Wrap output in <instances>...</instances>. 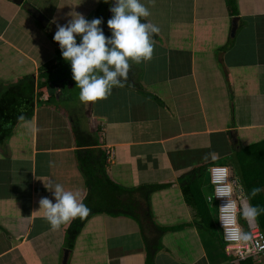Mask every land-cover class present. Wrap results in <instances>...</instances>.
Segmentation results:
<instances>
[{
	"label": "crops",
	"instance_id": "crops-1",
	"mask_svg": "<svg viewBox=\"0 0 264 264\" xmlns=\"http://www.w3.org/2000/svg\"><path fill=\"white\" fill-rule=\"evenodd\" d=\"M30 1L0 0V89L32 77L35 90L31 117L19 119L0 145V264H62L70 223L53 229L38 200L52 199L42 182L48 178L79 191L82 201L89 193L77 155L83 147L72 127L94 133V152L105 151L110 178L136 189L133 197L144 208L140 220L147 222V211L152 219L143 225L144 236L150 237L155 223L178 226L161 236L153 264H242L225 249L210 167L228 166L236 194L249 204L251 197L255 204L264 202V0H236L237 15L226 0H141L149 10L144 18L158 28L150 37L151 57L129 58L127 78L89 102L80 101L50 34L77 14L91 19L96 7L110 16L114 0ZM56 14L65 22H52ZM171 29L175 40L163 41L168 34L162 31ZM21 100L18 109L26 110ZM253 144L258 148L251 152L236 151ZM253 187L261 191L253 195ZM205 202L210 210L198 208ZM206 209L215 217L213 229L204 227ZM96 224L104 231L103 264H146L134 217L93 215L78 235L81 241L88 233L92 238ZM76 245L68 249L67 264H80L93 253ZM253 262L264 264V254Z\"/></svg>",
	"mask_w": 264,
	"mask_h": 264
},
{
	"label": "clouds",
	"instance_id": "clouds-1",
	"mask_svg": "<svg viewBox=\"0 0 264 264\" xmlns=\"http://www.w3.org/2000/svg\"><path fill=\"white\" fill-rule=\"evenodd\" d=\"M110 12L112 15L106 21L111 29L109 36H105L100 27L101 18L87 19L82 14H77L65 24H57L52 37L59 43L63 59L70 63L72 78L76 82L75 87L79 89V99L82 102L104 98L111 93L113 85H120L127 78L129 58L139 62L141 58L146 60L152 55L150 36L158 32V28L142 20L149 15V10L141 0H114ZM118 76L120 80L117 79ZM22 118L23 116L18 117ZM31 131L35 133L38 129L33 126ZM209 155L211 153L204 158ZM215 158L213 155L212 159ZM214 173L212 182L216 185L215 196H230L232 184L237 183V180L227 182L229 174L224 167L215 169ZM42 182L45 189L51 192L52 199L40 197L38 205L53 229L70 223L76 217L83 220L88 215L90 209L82 202L79 191L66 190L62 184L49 178ZM260 191L259 187L251 189L253 195ZM220 212V220L226 233L242 241L250 239L251 234L241 230L236 223L237 209L233 202L222 205ZM259 213L258 206L244 202L240 205L239 216L246 222L254 220Z\"/></svg>",
	"mask_w": 264,
	"mask_h": 264
},
{
	"label": "trees",
	"instance_id": "trees-1",
	"mask_svg": "<svg viewBox=\"0 0 264 264\" xmlns=\"http://www.w3.org/2000/svg\"><path fill=\"white\" fill-rule=\"evenodd\" d=\"M229 10L233 15H237V5L236 0H226ZM112 15V14H111ZM110 15V16H111ZM107 13L104 14V10L100 7H96L95 13L91 18L99 17L101 18V28H103V32L105 36L111 35V29L107 26L106 20L108 17ZM142 20L147 21L144 17ZM148 22V21H147ZM52 34V32H51ZM54 34V32H53ZM156 33H152L150 37L155 38L157 36ZM231 39V37H230ZM77 42H79V37H77ZM59 44V43H58ZM57 59H60L62 67L64 69H70V63L63 59L61 56V51H57L56 56ZM54 60L52 59V62ZM33 78L30 77V80L27 82L22 83V85H11V87H7L6 89H0V145L4 144L6 139L11 135L12 129L14 125L19 121L18 117H27L30 118L33 113V106L35 104V96H34V83ZM44 83L41 84L39 93H38V101L41 104L43 102V90L41 88ZM15 86V87H14ZM51 96H47L45 101H49ZM21 103H27L26 110L18 109L19 106V99ZM20 107V106H19ZM73 136L76 139V144L79 145L77 150L78 160L81 167V170L87 176L86 183L89 187V193L82 201L89 209L88 215L81 220L79 217L72 219L69 226L66 228V236L64 240V247L65 249H72L75 246L76 240L80 232L82 231L85 223L87 220L96 214H108L111 216H118V215H125V216H132L134 217L140 225L144 247H145V260L146 264H153L154 256L161 248L160 239L161 236L168 232L173 231V229H177L178 226H162L157 223L153 224V227L149 225L150 237L144 236L145 228L143 225L150 221L152 223V219L147 211V222L142 223L140 220V213L141 210L144 211L143 207L139 204L138 199H135L134 191L136 189H128L120 186L118 183L114 182L107 173V162L106 153L102 149H99L98 152H94L98 144L99 140L98 137L91 132H85L80 129H76L72 127ZM258 148L257 144H253L251 146L241 147L236 151L240 152H251ZM94 152V153H93ZM141 190V188H140ZM142 192V190H141ZM124 194V195H123ZM125 197L124 198H121ZM95 198L97 199V203H95ZM251 205L258 206L260 208V213L257 217H255L256 222L259 228L264 232V202L255 204V199L251 197ZM257 201V200H256ZM254 202V203H253ZM207 207H203V206ZM203 206H199L200 210L203 208H207L210 210L209 205L207 202L203 204ZM218 207V205H217ZM143 208V209H142ZM207 209L205 210L204 218L206 219V226L204 225L205 229H213V224L216 222L215 217H210V215H206ZM199 210V211H200ZM215 210V209H214ZM213 210V211H214ZM216 212V211H214ZM240 222L247 229V222L240 217ZM215 225V224H214ZM68 235V236H67ZM242 264H258L253 262L252 258H248L241 261Z\"/></svg>",
	"mask_w": 264,
	"mask_h": 264
},
{
	"label": "built area",
	"instance_id": "built-area-1",
	"mask_svg": "<svg viewBox=\"0 0 264 264\" xmlns=\"http://www.w3.org/2000/svg\"><path fill=\"white\" fill-rule=\"evenodd\" d=\"M219 167H224L228 171V178L227 182H231V176H230V171L228 166L223 165V164H214L210 167V178H211V183L213 185V197L217 201L218 205V220H219V226L221 228L222 232V237L225 241V249L228 254H234L235 256V261L239 262L248 258H253L256 259L260 255L264 254V232L259 228L256 220H252L250 222H247V232H249L250 239L247 241H242L239 239L234 238V236L229 235L228 233L225 232V229L222 227V221L220 220L221 212H220V207L229 201L233 202L236 206L237 212L235 214V220L236 223L239 225L241 230L246 231L242 223L240 222V216H239V210H240V205L242 202L246 203L245 199L241 195H237L235 190H234V184H232V192L230 196L227 197H221V196H215V187L216 185L213 184L212 178L214 176V170L219 168Z\"/></svg>",
	"mask_w": 264,
	"mask_h": 264
},
{
	"label": "rangeland",
	"instance_id": "rangeland-1",
	"mask_svg": "<svg viewBox=\"0 0 264 264\" xmlns=\"http://www.w3.org/2000/svg\"><path fill=\"white\" fill-rule=\"evenodd\" d=\"M31 1H38V0H31ZM30 1V2H31ZM105 1V0H104ZM39 7H41V5L39 6ZM67 10H68V7L67 6H65L64 8H62V11H66L67 12ZM76 10H74V9H72V12H70L69 14H71V13H74ZM157 11V10H156ZM108 14H109V11H108ZM63 16H60L59 14L57 15L56 14V16H52L51 17V21L52 22H57V21H62L63 23L65 22V17L64 18H62ZM90 18V15H87V19H89ZM170 20H168V22H169ZM160 31H162V30H160ZM166 32H163L162 31V33H164V35H166L167 36V34H168V37H166V38H164L163 39V41H171V40H175L174 38V35H175V33L176 32H174L172 29L170 30V33L169 32H167V30H165ZM43 32V34H45V35H47V31H42ZM49 33V32H48ZM53 33V32H52ZM166 33V34H165ZM51 35V37H50V43L52 44L53 43V45L55 46V48L57 49V50H59L60 51V48H59V46L57 45V44H55V42H54V40H53V35L54 34H50ZM239 40H240V37H239V35H237L235 38H233L232 39V42H233V44H235L236 46H237V42H239ZM249 40V39H248ZM57 42V41H56ZM46 51H48V49H46ZM49 52V51H48ZM258 56V55H257ZM256 56V57H257ZM51 65V62H47V64L45 65L46 67H49ZM57 82V81H56ZM245 83V82H244ZM243 84V83H242ZM241 83L239 84V86H241L242 85ZM69 92V91H68ZM73 102H74V100H72ZM72 101H70L69 103H73ZM97 225V228H95V229H93V231L95 232V233H93L92 234V238H90V235H89V233L86 235V237L87 238H89V239H86V240H83V241H81L80 240V236L78 237V239H77V245H76V247L78 246V247H80V249H84L83 247H86L87 249H93V253H90L89 255H88V257H84V258H82L81 260H82V262H80V264H91L92 262H91V259L96 263V264H103V258H102V255H101V252H102V248L104 247V244L102 243V241H103V234H104V231L102 230V228L100 227V226H98V224H96ZM90 232V230H86V231H83V232ZM65 236H66V231H65V234H64ZM68 236V235H67ZM85 241H87V242H85ZM64 248V247H63ZM72 259H73V257L71 256L70 257V259H69V262L71 263L72 262Z\"/></svg>",
	"mask_w": 264,
	"mask_h": 264
},
{
	"label": "water",
	"instance_id": "water-1",
	"mask_svg": "<svg viewBox=\"0 0 264 264\" xmlns=\"http://www.w3.org/2000/svg\"><path fill=\"white\" fill-rule=\"evenodd\" d=\"M111 6H112V4H111ZM109 14H111L110 8H109ZM39 20H40V22H41L42 25H45V23L47 22V19H44L42 17H40ZM235 22L233 23V27H232V31L233 32L236 30V27H237ZM68 255H69L68 249H65L64 250L63 257H62V264H67V262H68Z\"/></svg>",
	"mask_w": 264,
	"mask_h": 264
}]
</instances>
